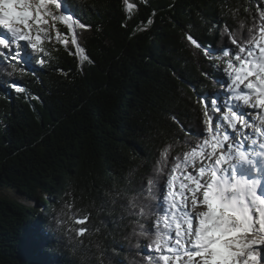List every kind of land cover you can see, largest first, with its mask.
Masks as SVG:
<instances>
[{
	"label": "trees",
	"instance_id": "trees-1",
	"mask_svg": "<svg viewBox=\"0 0 264 264\" xmlns=\"http://www.w3.org/2000/svg\"><path fill=\"white\" fill-rule=\"evenodd\" d=\"M127 2L131 14L125 0H63L58 11L86 26H76L81 50L50 21L69 44L44 41L43 65L30 48L0 60V264H143L154 236L133 229L151 230L161 201L140 217L130 198L161 153L197 143L201 97L227 95L226 58L213 55L235 48L224 31L246 37L264 12V0Z\"/></svg>",
	"mask_w": 264,
	"mask_h": 264
},
{
	"label": "snow or ice",
	"instance_id": "snow-or-ice-1",
	"mask_svg": "<svg viewBox=\"0 0 264 264\" xmlns=\"http://www.w3.org/2000/svg\"><path fill=\"white\" fill-rule=\"evenodd\" d=\"M125 4L131 14L136 5ZM63 7V0H0V28L8 34L0 35V60L11 66L30 48L43 65L50 21H62L76 44V26H86L74 14L58 11ZM260 19L246 37L224 31L235 46L222 52L227 96L201 97L205 119L193 133L197 143L181 157L161 153L151 178L130 198L128 207L140 217L152 214L150 199L161 201L152 229H133L136 237L154 236L143 264H261L264 249L255 246L264 245V12ZM63 35L57 31L56 39L67 46ZM188 39L209 56L211 46ZM10 86L25 91L16 83ZM209 109L220 114L215 121Z\"/></svg>",
	"mask_w": 264,
	"mask_h": 264
},
{
	"label": "rangeland",
	"instance_id": "rangeland-1",
	"mask_svg": "<svg viewBox=\"0 0 264 264\" xmlns=\"http://www.w3.org/2000/svg\"><path fill=\"white\" fill-rule=\"evenodd\" d=\"M51 25H52V28H54V24H52L51 23ZM6 31V30H5ZM6 32H4L3 31V29L2 28H0V35H5L6 36ZM48 34H50V36H48V37H46L45 38V42H47V43H59L60 41L59 40H57L56 39V32H53V31H49L48 32ZM222 52H223V50L222 51H216V53L214 52L213 53V55L216 57V58H224L223 56H222ZM238 63V62H237ZM243 87V86H242ZM219 98H221L223 95H217ZM225 96H227V95H225ZM219 102V101H218ZM217 115H220L219 113H216V114H213L212 113V116H213V120L215 121V116H217Z\"/></svg>",
	"mask_w": 264,
	"mask_h": 264
},
{
	"label": "water",
	"instance_id": "water-1",
	"mask_svg": "<svg viewBox=\"0 0 264 264\" xmlns=\"http://www.w3.org/2000/svg\"><path fill=\"white\" fill-rule=\"evenodd\" d=\"M75 32L77 33L76 28H75ZM76 41H77V36H76ZM77 45H79L78 41H77ZM79 49L81 50V46L80 45H79Z\"/></svg>",
	"mask_w": 264,
	"mask_h": 264
}]
</instances>
